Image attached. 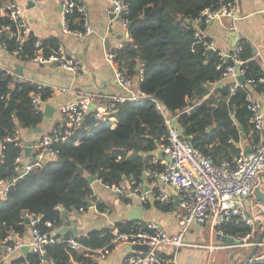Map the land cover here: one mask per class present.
<instances>
[{
  "label": "trees",
  "instance_id": "1",
  "mask_svg": "<svg viewBox=\"0 0 264 264\" xmlns=\"http://www.w3.org/2000/svg\"><path fill=\"white\" fill-rule=\"evenodd\" d=\"M128 2L125 18L130 40L119 49H111L115 52L114 59L132 76L138 75L136 67L143 63L142 79L137 86L157 100L166 115L175 118L182 139L203 152L215 165L224 159L231 160L238 153L239 144L252 145L257 134L247 107L251 87L248 80L254 81L253 87L259 93L264 90V75L259 62L252 58L251 47L240 41L237 54L233 50L227 59H221L219 51L205 47L207 37H194V24L204 9L221 8L231 4L232 0ZM10 23L6 15H0V28ZM68 25L70 29L81 27L77 13L68 17ZM0 39L5 41L4 49L8 53L20 50L18 60H29L39 48L48 55L60 43L29 34L19 44L7 31L0 33ZM38 41L40 45L36 46ZM234 55L243 60L240 68L244 81L231 92L234 80H225L223 72L225 66L232 64ZM7 82L8 78L0 70L1 137L12 133L16 127L21 130L38 127L43 119V112L35 110L31 104L32 84L23 82L7 88ZM217 83L221 84L217 86ZM50 92L48 87L43 88L41 98L45 100ZM112 114L116 120L114 126L107 120H97L94 111H89L76 137L59 145L61 160H49L41 168L16 178L6 196H0V238L22 233L28 225L25 221L28 214L40 216L37 228L56 233L63 220L66 221V213L86 209L90 202L103 211L107 204L92 195L87 175H94L107 184L133 183L144 180V171L160 167L154 159L157 149L165 141L167 127L155 104L150 100L125 101L117 104ZM75 138L80 139V144H74ZM5 144L0 179L12 180L19 147L11 142ZM78 167L82 168V173H77ZM121 198L125 203L130 201L127 196ZM154 205L169 209L173 202H154ZM45 221H50L51 226L46 227ZM131 223L125 220L114 224L119 230H127ZM218 228L234 236H244L250 231L241 221L225 222ZM107 229H94L75 236L83 248L72 249L65 242H57L46 247L44 257L30 251L25 254V259L19 257L12 264H72L71 260L95 264L92 257L85 254L108 242ZM59 236L63 239L71 237L69 233ZM130 253L139 254L134 250ZM248 264H264V261Z\"/></svg>",
  "mask_w": 264,
  "mask_h": 264
},
{
  "label": "built area",
  "instance_id": "2",
  "mask_svg": "<svg viewBox=\"0 0 264 264\" xmlns=\"http://www.w3.org/2000/svg\"><path fill=\"white\" fill-rule=\"evenodd\" d=\"M235 3L236 0H232L231 4L221 8L204 9L201 12L199 22L207 23L221 14L231 15L235 9L233 7ZM60 7L62 32L75 37H85L92 32L83 0H60ZM128 8V0H111V7L106 9V13L120 17L122 24L127 26L125 17ZM74 13H77L81 27L70 29L68 17ZM5 15L11 23L0 28V33L2 31L9 32L21 44L30 34L29 26L23 16L22 6L14 1L8 2ZM194 37L202 39L204 35L196 29ZM212 44L210 40L204 42L206 48L214 51ZM0 45L3 49L5 48L3 39H0ZM39 45L40 42H36V46ZM121 46L119 45L116 49ZM239 49L240 47L234 49L236 54ZM19 51V49H15L11 55L17 58ZM219 55L221 59L223 57L227 59L230 53H220ZM114 57L115 52L113 50H109L105 54V60L113 67L115 80L121 89L120 93L112 94L104 98V101L96 102L98 95L95 92H81L76 98L68 100L60 106V121L54 128L29 141L28 144L21 138L19 127H16L12 133L0 136V161L6 142H11L19 147L18 154L14 158L15 177L12 180L0 179V196H6L16 178L31 170L41 168L49 160L57 159L59 157V145L71 137H76L89 111H94L97 120H107L111 126H114L116 120L112 113L117 104L125 101L150 100L155 104L156 109L163 114L164 123L167 127L165 141L159 146L162 150V156L154 159L160 167H154L144 172L149 180L148 183L144 180L134 181L128 189L124 182L107 184L97 177L96 181L113 194L136 197L143 205L151 202L165 203L172 201L171 197L176 198L180 209L178 214L180 229L171 234L153 220L133 221L127 230H119L114 223H111L107 229L108 242L89 255L101 259L118 246L141 244L145 245L147 250L127 256L125 264H176L174 256L165 255L162 251L164 248L176 250L179 247L190 245L183 241V233L193 222H208L217 229L219 234L237 239L238 243L232 244V247L251 248L256 243L257 235L264 224V218L263 215H259L258 211L248 210L244 203L248 200H255L253 194L255 188L264 192V106L259 101L254 100L250 93L247 94L250 121L257 134V140L249 146L251 149L249 152L240 147L238 153L231 160L224 159L215 165L203 152L186 143L181 137L175 118L166 115L162 105L157 100L142 91L137 84L135 85L142 79L143 63L138 64V75L135 81L127 69L121 68L117 64ZM29 61L36 64H55L71 75L76 73L78 67V61L67 52L61 43L48 55H45L39 48L29 58ZM242 64L243 60L234 55L232 56V64L224 68L223 75L232 77L234 80V85L230 87L231 92L236 85H239L236 77L243 74L240 68ZM0 70L8 78L7 88L23 82L32 84L34 87L30 91L32 107L35 110H42L41 90L46 87L45 84L26 78L14 68L0 65ZM248 83L253 86L254 81L249 79ZM49 89L54 92H66L70 87L51 86ZM259 95L264 98V90L259 92ZM91 106H93L92 109H90ZM73 142L78 145L80 139L75 138ZM26 146H29L30 149L28 154H25ZM89 185L93 190L92 195L96 196L93 181L89 182ZM96 199L99 198L96 196ZM255 203L260 205L256 200ZM89 205L96 208L93 202H90ZM81 210L83 209L80 208L79 211ZM101 212L108 214L107 208ZM39 220L40 216L26 215L25 221L30 230V237L26 243L15 239L14 234L0 238V247L3 248L5 255L15 253L25 244L38 257H44L46 247L57 242H65L72 249L84 247L72 236L63 239L53 231L40 230L36 227ZM256 220L261 222L259 229L256 226ZM232 221L244 222L249 226L250 231L244 236H234L225 234L218 228L221 224ZM44 224L46 227L51 226L50 221H45ZM258 246L259 250L253 256L252 261H264V239L258 243ZM71 262L72 264H87L76 263L72 260Z\"/></svg>",
  "mask_w": 264,
  "mask_h": 264
},
{
  "label": "crops",
  "instance_id": "3",
  "mask_svg": "<svg viewBox=\"0 0 264 264\" xmlns=\"http://www.w3.org/2000/svg\"><path fill=\"white\" fill-rule=\"evenodd\" d=\"M10 1L17 2L22 6L24 19L32 35L39 39L57 40L78 61L76 73L71 75L55 64H36L29 60H18L0 45L1 66L17 70L16 66L19 61H22V71L26 78L43 83L48 88L51 86L70 87L66 92L51 91L50 95L43 100L41 111L43 112L45 104H49L52 111L48 116L43 113V119L37 127L38 132L20 129V136L24 141H32L54 128L60 121V106L68 100L76 98L81 92H95L98 95L96 102L104 101V98L121 92L114 77L113 67L105 60V54L130 38L126 36L127 26L122 24L120 17L106 13V9L111 7V0H83L88 14V22L92 28V32L85 37H75L62 32L60 0H2L1 16H5L6 4ZM233 7L235 9L231 15L221 14L205 23L203 30L196 22L195 28L212 41L213 50L220 53H231L240 41L246 42L251 47L252 58L259 62L264 75V0H236ZM136 77L133 75L135 81ZM224 79L231 80L232 77L225 76ZM262 81L264 82V76ZM249 93L254 100L264 106V98L260 97L253 86L250 87ZM239 146L244 149L249 147L244 143ZM144 181L149 182L146 175ZM124 183L127 189L131 187L132 182L124 181ZM93 187L97 197L107 204L108 214H103L91 205L79 212L66 213L70 215L69 217L64 214L66 221L63 220L61 226L75 223L77 235L94 229H107L111 223L117 221H129L126 218L127 211L136 202H139L136 197L127 196L130 201L125 203L121 197L124 198L126 195L113 194L99 183L94 184ZM171 198L173 207L169 209L156 207L154 202L142 204L141 220L156 221L166 232L171 234L179 231L178 214L180 209L174 202L175 198ZM244 205L251 211L260 210V205H257L255 200H248ZM262 217L264 218V216ZM219 235L221 234L217 232V229L208 222H193L183 233V241L190 245L179 247L176 250L164 248L162 252L165 255L174 256L176 264H236L240 258L237 257L233 261L230 253H247L250 249L248 247H232L230 242L222 240ZM13 237L22 243L28 242L29 227L25 226L22 233H15ZM97 249L99 247L89 249L85 255L90 256L89 254ZM27 252H30L28 248H20L13 254L5 255L3 248L0 247V264H12L14 259L24 258ZM130 254L128 245H122L114 248L104 258L90 257L95 261V264H125V258Z\"/></svg>",
  "mask_w": 264,
  "mask_h": 264
},
{
  "label": "water",
  "instance_id": "4",
  "mask_svg": "<svg viewBox=\"0 0 264 264\" xmlns=\"http://www.w3.org/2000/svg\"><path fill=\"white\" fill-rule=\"evenodd\" d=\"M123 16V15H122ZM192 20H189V23H191ZM197 24L199 25V28L201 30L204 29L205 27V23H201V22H197ZM31 34V31H30ZM126 36L129 37V33H126ZM22 61H19L18 65L16 66L17 72L21 75H23V71H22ZM136 69H138V66L136 67ZM236 80L239 84L243 83L244 79L242 75H237ZM207 87H210V84H206ZM217 86H219V83H217ZM93 106L90 107V109H92ZM52 111L51 107L49 104H45L44 108H43V113L48 116L50 114V112ZM30 131H34V132H38V128L35 127L33 129H28ZM29 141H27L28 144ZM29 146L25 147V154L29 153ZM245 150L247 152H249L251 149L250 147H246ZM162 154V150L160 148L157 149L156 151V155L157 157H160V155ZM57 160H61L60 157L57 158ZM77 173H82V168L78 167L77 168ZM87 180L89 182H92L94 180H96V176L94 175H87ZM142 177H145V173H142ZM254 194V198L255 200L260 204V210L259 215H263L264 216V192L260 191L258 188H255L253 191ZM174 202L177 204V199L175 198ZM142 209H143V205L140 202H136L126 213V218L129 221H137V220H141L142 218ZM257 228H260L261 222L259 220L255 221ZM65 233H69L72 237L75 238V236H77V229H76V224L73 223L72 225H63L60 226L57 230H56V234H65ZM219 237L222 240H227L228 242H230V245L232 244H236L238 243V240L232 237H229L227 235L221 234L219 235ZM264 239V224L262 226V228L260 229L258 235H257V239H256V243L249 249V251L247 253H243V252H239V253H235V252H231L230 253V257L233 258V261H235V259L237 257H239L240 259L236 262V264H248L252 262V258L255 254H257L258 250H259V246L258 243H260L262 240ZM28 246L24 245L21 247V249H27ZM128 248L130 250H134V251H146L147 247L145 245H141V244H129Z\"/></svg>",
  "mask_w": 264,
  "mask_h": 264
},
{
  "label": "rangeland",
  "instance_id": "5",
  "mask_svg": "<svg viewBox=\"0 0 264 264\" xmlns=\"http://www.w3.org/2000/svg\"><path fill=\"white\" fill-rule=\"evenodd\" d=\"M94 184H98V181L94 180V181H93V185H94ZM69 216H70V215H67V217H69Z\"/></svg>",
  "mask_w": 264,
  "mask_h": 264
}]
</instances>
